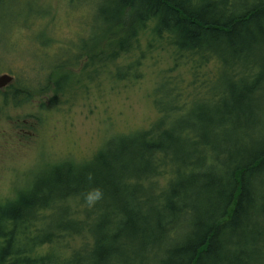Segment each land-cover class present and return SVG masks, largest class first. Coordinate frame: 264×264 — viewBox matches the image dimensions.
I'll return each mask as SVG.
<instances>
[{"label": "trees", "instance_id": "trees-1", "mask_svg": "<svg viewBox=\"0 0 264 264\" xmlns=\"http://www.w3.org/2000/svg\"><path fill=\"white\" fill-rule=\"evenodd\" d=\"M238 2L96 0L97 29L86 27L90 33L43 58L42 80L12 74L6 92L15 106L47 98L50 89L64 94L67 74L85 60L84 71L111 63L123 82L131 66L119 61L141 50L153 24L154 36L167 38L178 55L198 56L199 69L221 65L226 90L212 93L213 109L197 101L214 85L209 76L180 105L170 90L168 107L156 102L161 116L149 130L118 137L119 151L112 141L110 159L104 150L92 159L100 173L64 163L49 183L0 204V264H264V1L250 15L233 13ZM69 200L89 205L85 218L74 216ZM57 207L66 219L45 230L54 219L48 209Z\"/></svg>", "mask_w": 264, "mask_h": 264}, {"label": "rangeland", "instance_id": "rangeland-1", "mask_svg": "<svg viewBox=\"0 0 264 264\" xmlns=\"http://www.w3.org/2000/svg\"><path fill=\"white\" fill-rule=\"evenodd\" d=\"M38 1L40 9L32 6L34 0H0V75L42 80L45 74L36 71L48 64L43 58L59 55L58 49L70 46L79 34L88 31L86 27L92 30L97 25L96 0ZM47 8L51 10L48 17L44 14ZM58 11L61 13L52 21ZM152 27L153 24L142 38L141 50L119 61L131 66L130 77L123 82L115 77L116 68L111 63L107 67L98 63L96 69L84 71L85 60L67 74L68 88L64 94L50 89L47 98L35 95L29 102L15 106L5 92V112L0 120V204L15 199L21 191L49 183L52 174L65 168L64 163L76 165L74 170L85 175L100 173V165L92 159L103 150L110 159L112 141L113 149L119 151L122 145L116 141L118 137L149 130L161 116L156 102L168 107L165 93L170 90H174L180 105L205 88V77L213 78L210 92L202 100L196 99L198 104L205 102L213 109L212 93L225 89L222 66L202 63L199 69L198 56L181 57L167 38L154 36ZM60 77L57 75L56 80ZM167 80L177 88L169 87ZM161 89L164 93L159 92ZM26 124L33 126L32 130L20 140L16 127ZM157 181L159 187L164 186L163 179ZM101 204L97 203L98 209ZM68 205L76 211L75 217H86L82 211L89 205H82L80 200H69ZM58 221L54 218L43 227L49 230ZM68 240L72 247L79 242ZM82 251L88 249L84 247ZM56 252L66 254L63 250ZM131 262L138 261L131 256Z\"/></svg>", "mask_w": 264, "mask_h": 264}, {"label": "bare ground", "instance_id": "bare-ground-1", "mask_svg": "<svg viewBox=\"0 0 264 264\" xmlns=\"http://www.w3.org/2000/svg\"><path fill=\"white\" fill-rule=\"evenodd\" d=\"M257 0H240V2L237 3L236 8L232 7L233 13L236 15H244L247 13V11H253L250 7L256 5ZM264 1V0H262ZM250 9V10H249ZM251 13H247V15H250ZM50 216L53 218H59L63 217L62 220L66 219V216L68 214L67 211H64L63 209L60 208H49L47 212ZM63 214V215H59ZM86 253V252H85ZM90 253V248L88 249V254ZM157 262V261H156Z\"/></svg>", "mask_w": 264, "mask_h": 264}, {"label": "flooded vegetation", "instance_id": "flooded-vegetation-1", "mask_svg": "<svg viewBox=\"0 0 264 264\" xmlns=\"http://www.w3.org/2000/svg\"><path fill=\"white\" fill-rule=\"evenodd\" d=\"M4 95H5V90H0V120L3 118L4 112H5V99H4ZM25 124V123H24ZM18 127H16V132H17V137L22 140V135L25 134H29L31 132V128L33 126H29V125H17ZM1 134V133H0Z\"/></svg>", "mask_w": 264, "mask_h": 264}, {"label": "water", "instance_id": "water-1", "mask_svg": "<svg viewBox=\"0 0 264 264\" xmlns=\"http://www.w3.org/2000/svg\"><path fill=\"white\" fill-rule=\"evenodd\" d=\"M14 83V77L9 74L0 76V90L6 89Z\"/></svg>", "mask_w": 264, "mask_h": 264}, {"label": "clouds", "instance_id": "clouds-1", "mask_svg": "<svg viewBox=\"0 0 264 264\" xmlns=\"http://www.w3.org/2000/svg\"><path fill=\"white\" fill-rule=\"evenodd\" d=\"M95 192H96V195H97V197H98V196L100 195V191H99V189H96ZM85 199H86V202H87L89 205H91V204L94 202V201H93V197H92L91 194L87 195V196L85 197Z\"/></svg>", "mask_w": 264, "mask_h": 264}]
</instances>
